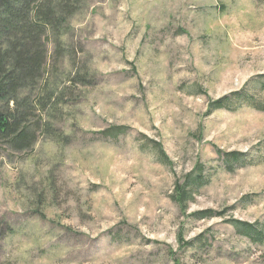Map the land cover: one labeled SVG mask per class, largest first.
<instances>
[{
    "label": "rangeland",
    "instance_id": "374dc122",
    "mask_svg": "<svg viewBox=\"0 0 264 264\" xmlns=\"http://www.w3.org/2000/svg\"><path fill=\"white\" fill-rule=\"evenodd\" d=\"M63 13L41 34L46 108L24 93L33 142L0 138V264H264V0Z\"/></svg>",
    "mask_w": 264,
    "mask_h": 264
},
{
    "label": "trees",
    "instance_id": "16d2710c",
    "mask_svg": "<svg viewBox=\"0 0 264 264\" xmlns=\"http://www.w3.org/2000/svg\"><path fill=\"white\" fill-rule=\"evenodd\" d=\"M79 1L0 0V138L19 149L34 140L30 133L31 105L24 92L36 85L41 86L43 91L42 95L39 94L41 98L37 103L39 110L46 108L48 102L46 98L50 95L46 94L49 86L46 89L45 83L41 82V71L48 53V48H43L41 44V34L48 31L55 35L66 15L63 12L70 13ZM51 35H46L44 40L49 41ZM229 97L211 102L210 110L224 107L230 109ZM23 108L24 111L21 110ZM257 109L264 111V106L257 105ZM231 156H234L231 161H238L240 158L237 151L232 152ZM201 173L202 168L198 164L186 176L182 185H176V194L181 205L192 198L193 190L201 182ZM210 213L212 211L204 210L197 211L194 215L204 218ZM233 222L242 228L244 234L259 235L253 229V225L241 220Z\"/></svg>",
    "mask_w": 264,
    "mask_h": 264
}]
</instances>
